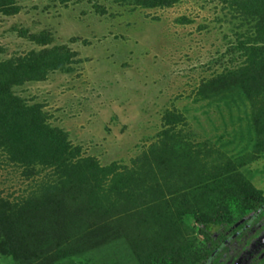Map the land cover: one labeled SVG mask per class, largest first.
<instances>
[{"label":"rangeland","instance_id":"374dc122","mask_svg":"<svg viewBox=\"0 0 264 264\" xmlns=\"http://www.w3.org/2000/svg\"><path fill=\"white\" fill-rule=\"evenodd\" d=\"M1 1L0 61L60 46L74 53L12 94L39 105L82 158L142 175L108 214L69 198L21 215L46 173L27 178L0 160V212L23 218L24 244L0 251V264H203L209 240L195 218L222 207L229 224L249 213V187L264 197L260 111L228 79L246 59L237 48L246 22L220 0Z\"/></svg>","mask_w":264,"mask_h":264},{"label":"trees","instance_id":"16d2710c","mask_svg":"<svg viewBox=\"0 0 264 264\" xmlns=\"http://www.w3.org/2000/svg\"><path fill=\"white\" fill-rule=\"evenodd\" d=\"M147 1L160 7L176 2ZM220 1L246 22L245 39L237 44L246 59L242 67L230 73L228 79L232 78L242 94L255 108L258 107L257 133L264 134V122L261 121L264 119V0ZM3 5L0 0V7ZM73 58V52L60 46L30 52L23 58L0 61V160L22 168L27 178L46 173L39 184L40 190L32 193L27 204L21 208V215L26 210L32 215L42 209L46 212L51 205L62 209L69 198L72 203L85 207L87 212L108 214L122 198L132 196L141 179L142 174L135 169H124L118 165L101 167L93 158H82L80 150L71 146L63 131L46 123L39 105L28 106L12 94L13 86L29 81H44L50 72L63 70ZM223 79L226 78L218 77L207 84L218 86ZM167 118L168 124H173L176 119L170 114ZM166 148L153 146L151 151ZM259 198L260 194L249 187L243 197L245 211L259 208ZM22 219L20 215H10L6 210L0 212V232L5 239L0 244L3 254H14L17 247L22 250L24 244L19 233ZM195 222L204 236L209 238L208 233L212 229L224 228L228 224L226 210L217 207L210 215L206 213L196 217Z\"/></svg>","mask_w":264,"mask_h":264},{"label":"flooded vegetation","instance_id":"af4514ba","mask_svg":"<svg viewBox=\"0 0 264 264\" xmlns=\"http://www.w3.org/2000/svg\"><path fill=\"white\" fill-rule=\"evenodd\" d=\"M259 208L249 209L247 216L212 229L208 234V253L203 264H264V197ZM201 236L204 234L199 231Z\"/></svg>","mask_w":264,"mask_h":264}]
</instances>
